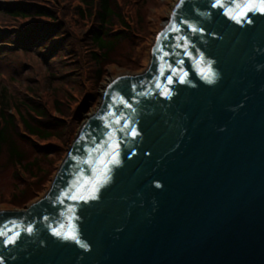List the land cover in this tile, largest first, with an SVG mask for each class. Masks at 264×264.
Segmentation results:
<instances>
[{
	"label": "water",
	"instance_id": "1",
	"mask_svg": "<svg viewBox=\"0 0 264 264\" xmlns=\"http://www.w3.org/2000/svg\"><path fill=\"white\" fill-rule=\"evenodd\" d=\"M213 2L173 17L177 1L146 68L107 85L45 194L0 210V264H264V12L238 21L226 13L248 0ZM112 151L121 163L102 164ZM105 168L95 198L62 195H90Z\"/></svg>",
	"mask_w": 264,
	"mask_h": 264
},
{
	"label": "trees",
	"instance_id": "2",
	"mask_svg": "<svg viewBox=\"0 0 264 264\" xmlns=\"http://www.w3.org/2000/svg\"><path fill=\"white\" fill-rule=\"evenodd\" d=\"M62 1L68 8L70 0ZM76 1L70 16L77 21L92 18L90 28L80 36L67 28L66 23L74 18L59 17L54 0H0V60L17 51L25 56L20 65L32 63L28 55L39 60L31 67L33 73L23 70L26 66L22 69L26 82L18 75L0 73V158L6 153V159L0 161V171L9 164L13 178L24 184L0 200L4 207L10 204L12 208H24L32 203L33 195H40V188H48L59 164L45 156L56 147L67 151L77 124L95 100L94 88L104 74L103 67L118 61L132 70L143 65L132 44L147 40L152 32L147 16L140 12L144 0ZM120 42L128 45L127 61H116L111 56ZM129 59L132 63H128ZM37 65L43 66V75ZM53 65L56 69L51 68ZM85 70L92 83L80 98L82 92L74 95V85L81 84ZM54 79L57 86L52 85ZM39 86L43 99L38 94ZM14 137L30 145L38 158L25 159Z\"/></svg>",
	"mask_w": 264,
	"mask_h": 264
},
{
	"label": "rangeland",
	"instance_id": "3",
	"mask_svg": "<svg viewBox=\"0 0 264 264\" xmlns=\"http://www.w3.org/2000/svg\"><path fill=\"white\" fill-rule=\"evenodd\" d=\"M55 1L57 3L58 10L61 13L59 17H62V19L64 20L74 18L73 15L70 16V11L72 12L74 11L72 10V8L74 5L77 4L76 0L68 1V8H65L66 1L54 0V2ZM177 1L178 0H144L143 2L144 7L140 9V12L141 14H145L147 16L146 22L150 23L149 26L152 32H150L149 38H147V40L146 39L142 40L138 45L132 44L134 45L133 47L136 48L137 54L141 55L142 57V64H143L141 65L142 67L137 70H132L131 67L127 65H120V64H124L125 62L118 61V58H123L126 61L128 60L125 57V54L128 52V49H127L128 45L124 43L121 44L120 42L115 47V50L112 52L111 56L115 57V60L118 61L119 63L116 64V62H113L111 65H107L103 67L102 71L104 72V74L101 80L97 82V86H95L94 88L95 100L92 106L89 108V110L83 115L84 118L82 119V121H80V123L77 124L71 141L73 140L78 128L80 127V124L84 120H86L89 115L93 114L99 107V104L101 101V93L103 92V87L107 82H109V80H111L112 78L115 79L124 74H135L138 72H142L146 68L148 64V60H149L150 46L155 37V34L163 26V23L165 22L166 18L169 16L171 9L173 8V6L175 5ZM66 13H67V17H66ZM127 13L130 14L131 10H128ZM74 19H72L71 22L66 23L67 28H69L70 31H73V30L76 31V33L79 36L87 32V30L90 28V25L92 23V18H90V20H87V19L83 20V18L81 19L77 18L78 21ZM28 57L32 61V63L29 65H20L22 62H25V56L21 54L20 51H17V53L11 54L9 57H6L5 59L0 60V73L4 76L10 73L14 74L15 76L18 75L17 77H19L20 79H23L26 82L25 76L22 74L23 72L22 69L24 68V66H26L23 70L28 69L29 71L33 73V69L31 67L36 66L34 65V63L37 64V62L39 61L37 58L34 57V55H28ZM128 63H132L130 59ZM37 67L39 68V70H41V75H43L44 74L43 66L37 65ZM51 68L56 69L54 65ZM57 82L58 81L54 79L52 85L57 86ZM90 82L92 83L91 80ZM90 82L88 80V76L85 70V73L83 77L81 78V84L79 85L78 83H76L74 85L75 89L74 91L72 90L74 92V95H77V92L81 91L82 94L80 98H82V96L89 90ZM29 83L31 82L29 81ZM38 94L39 95L42 94V96L40 95L41 99L44 98L42 86L38 87ZM14 141H15V145L17 146V150L24 152L25 159L29 160L32 157L38 158L39 154L35 152L30 145L28 146L23 140H20L14 137ZM71 141L69 142L68 146L70 145ZM68 146L65 148L66 150ZM65 153L66 152H64V150L56 147L50 150L49 154H47L45 157L46 158L48 157L50 162L53 161V164L54 163L56 164L58 162V164L60 165L63 159L60 157V155L61 154L65 155ZM5 159H6V153L4 152L0 158V161H4ZM44 163L45 162H43L42 165H45ZM48 168L51 170L52 167L50 166ZM11 174H12V166H10L9 164H7V166L0 171V200H4V198H8L10 194H12L17 187L20 188L21 186L24 185L20 181L15 180V178H13ZM46 191H47V188H44V187L40 188V191L38 192V194L43 196ZM40 195H33L34 197H33L32 202H34L36 198L38 199L39 197H41ZM8 205L9 207H4L3 204H0V210L13 209L10 206V204Z\"/></svg>",
	"mask_w": 264,
	"mask_h": 264
},
{
	"label": "snow or ice",
	"instance_id": "4",
	"mask_svg": "<svg viewBox=\"0 0 264 264\" xmlns=\"http://www.w3.org/2000/svg\"><path fill=\"white\" fill-rule=\"evenodd\" d=\"M184 2L185 0H178V3H176L174 9H173V12H172V16L175 17L177 15L176 13V9H180L182 8V6L184 5ZM235 2V0H234ZM212 7L214 8H221V7H224V5L222 4L221 0H214V2L212 3L211 5ZM257 6L259 7V10L261 12H264V0H256L255 3L252 2V0H248L247 3H244V4H235V7L237 8L238 10V15L237 14H234L231 10L227 11V15H229V17L231 19H235V20H241V19H246V12L249 8H251V10H256ZM243 9V10H241ZM183 24L185 25H188V27L191 29V31L193 33L195 32H200V31H203V28L197 26V25H194V24H190L189 21L187 19L183 20L182 21ZM166 31H173V32H179V28L176 27V28H167ZM162 35V34H161ZM159 39H160V35H158L157 37V42H159ZM176 41H177V44H176V47H182L185 49L184 51V55H190V53L187 51L188 49V46L190 44V40L188 39L187 36H182V35H177L175 37ZM182 41V43H181ZM157 49H153V51H156ZM160 51H163V49H159ZM164 55H168V53H164ZM169 68H171V65L168 66ZM161 75H163V70L161 71ZM121 79L120 77H117V80ZM181 79H183L181 77ZM205 79L209 82H212L213 81V75H206L205 76ZM173 82V79H172V76H169L168 77V83L171 84ZM113 84L116 83V81H113L112 82ZM112 85H109V87H111ZM135 87V86H133ZM156 87L157 88H160L161 87V83L160 82H157L156 84ZM146 94V93H145ZM161 95L165 96V97H168L170 96L172 93H171V90L168 89V90H165V91H162L160 93ZM121 102H123L125 104V107L127 108H131L132 105L130 103H128L126 100L123 99V97H121ZM116 123L119 124L120 123V120L119 118H117L116 120ZM128 123V122H126ZM109 128L111 127V125H107ZM122 131H127V128L125 129H122ZM130 135L132 136H136L138 135L137 131L133 128L131 130V132L129 133ZM111 139V137L109 138ZM119 147V145L117 144V148ZM101 155H105V156H108L110 155L111 156V159L110 160H107L105 162H102L103 163H108V164H112V165H119L121 163L120 159L117 158V155L118 153L115 152V151H112L111 153H101ZM111 171L110 168H105L104 170V174L100 177H98V179L96 180V182L93 184V186L91 187V190H90V195L88 196H84V195H71V189L69 191H66L64 192L62 195L64 196H69V198L73 199V200H87L89 198H95V193L97 192L98 190V187L100 184L102 183H107L108 182V179H109V175L108 173ZM29 231H31V228L28 229ZM54 233L58 236L60 235H63V233L61 232H56L55 229H53ZM0 235H3V233H0ZM66 238H71L73 240L77 239V236L75 234H70L68 237ZM14 242V239H6L5 240V243H13ZM85 247H87V245H85Z\"/></svg>",
	"mask_w": 264,
	"mask_h": 264
},
{
	"label": "bare ground",
	"instance_id": "5",
	"mask_svg": "<svg viewBox=\"0 0 264 264\" xmlns=\"http://www.w3.org/2000/svg\"><path fill=\"white\" fill-rule=\"evenodd\" d=\"M173 7H174V6H173ZM171 10H172V9H171ZM169 14H171V11H170ZM113 79H114V78H112L111 80H109V82H107V83L104 85V87H103V92L105 91L107 85H108ZM103 92L101 93V96L103 95Z\"/></svg>",
	"mask_w": 264,
	"mask_h": 264
}]
</instances>
